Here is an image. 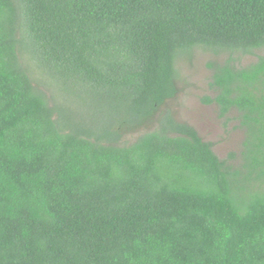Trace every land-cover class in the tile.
<instances>
[{
	"label": "trees",
	"instance_id": "trees-1",
	"mask_svg": "<svg viewBox=\"0 0 264 264\" xmlns=\"http://www.w3.org/2000/svg\"><path fill=\"white\" fill-rule=\"evenodd\" d=\"M198 48L224 159L164 108ZM0 264H264V0H0Z\"/></svg>",
	"mask_w": 264,
	"mask_h": 264
},
{
	"label": "rangeland",
	"instance_id": "rangeland-1",
	"mask_svg": "<svg viewBox=\"0 0 264 264\" xmlns=\"http://www.w3.org/2000/svg\"><path fill=\"white\" fill-rule=\"evenodd\" d=\"M226 54L218 58L205 49H194L188 55H183L178 61L179 93L165 104L175 120L193 127L198 135L213 146L218 158L224 159L229 153L240 151L242 132L233 120L228 122L220 119L213 104L203 102L212 98L213 92L209 87L210 71L206 64L215 59L221 60ZM253 57H242L243 64L249 63Z\"/></svg>",
	"mask_w": 264,
	"mask_h": 264
}]
</instances>
